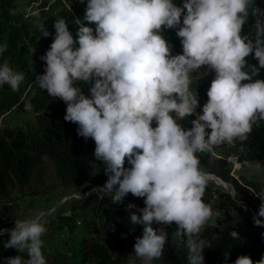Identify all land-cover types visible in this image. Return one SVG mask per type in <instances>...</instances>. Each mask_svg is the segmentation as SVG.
<instances>
[{
  "label": "clouds",
  "instance_id": "1",
  "mask_svg": "<svg viewBox=\"0 0 264 264\" xmlns=\"http://www.w3.org/2000/svg\"><path fill=\"white\" fill-rule=\"evenodd\" d=\"M250 17L254 34L245 32ZM74 23L75 38L66 20L56 19L37 83L67 105L64 119L78 125L77 134L94 141L108 180L92 191L112 194L113 204L128 194L144 198L143 208L127 205L131 224L143 226L134 255L144 264L162 258L169 236L162 226L173 223V242L187 249L188 264H204L199 236L220 212L203 200L206 177L197 154L243 142L264 121V79L258 78L264 69V9L256 0H183L182 6L174 0H87L83 20ZM165 29L177 30L182 54H173ZM6 50L0 46V54ZM253 54L258 66L247 60ZM205 67L215 77L200 114L191 74ZM23 80L7 61L0 64V86L18 91ZM83 85H90V95ZM193 115L186 130L181 121ZM257 195L264 201V192ZM260 217L264 202L253 215L256 226H264ZM45 224L38 214L0 229V235L10 233L5 248L28 256L7 257L6 264H46ZM230 235L240 238L237 231ZM234 264H264V257L254 262L241 255Z\"/></svg>",
  "mask_w": 264,
  "mask_h": 264
},
{
  "label": "trees",
  "instance_id": "2",
  "mask_svg": "<svg viewBox=\"0 0 264 264\" xmlns=\"http://www.w3.org/2000/svg\"><path fill=\"white\" fill-rule=\"evenodd\" d=\"M256 2L261 9H264V0H256ZM61 4V0L54 1L49 11H46L54 18L46 29L52 35L30 37L25 31L27 23L25 14L16 11L14 0H0V46L7 45V50L0 54V64L7 61L15 71L24 75L18 91H13L8 85L0 87V115L13 108L21 98H23L22 107L26 109L25 105L31 104V109L39 113L38 124L28 130H0V203L10 202L14 191L38 195L57 186L89 190L92 185L106 183L108 180L102 162L95 159L94 141L89 138L86 142L77 134L78 125L65 121L67 105L63 102L60 110L50 111L54 98L50 97L46 90L40 89L37 81H33L35 76L43 74L45 62L41 60V56L53 42L56 19L64 18L74 38L76 37L78 25L74 23L75 16ZM72 6L76 4L73 3ZM56 10L59 12L55 17ZM254 24L255 17H250L248 24L245 25V32L254 34L252 28ZM176 31V29L164 30L165 38L173 46V54L182 50L181 39L176 35ZM29 39L30 42L27 43ZM253 57L254 54L247 58L249 64L258 66V61ZM258 78L264 79V69H261ZM82 87L85 94L90 95V85ZM191 88L193 92H197L199 98L200 107L197 108V113L202 114V107L206 101L201 86L192 81ZM195 118L193 115L181 121L182 126L186 130L190 129L191 121ZM207 131L210 133L211 130ZM215 148L220 154L216 159L209 151L197 154L200 168L207 169L226 180H232L237 187L238 198L232 197L228 192L214 191L220 195L223 203L217 206L220 216L216 217V225L205 228L199 236L205 247L204 264H234L241 255H248L254 262L258 261L264 257V228L255 225L253 217L247 215L248 209L247 211L244 209L246 216L242 220L237 221L231 215L232 208L240 206L237 200L241 193L244 192L246 195L249 192L243 191L244 189L239 185L240 180L232 175V165L235 160H238L242 166L264 165V121L253 126V131L247 140L243 142L237 140L233 145L225 144ZM49 164L52 165L54 172L52 182H49ZM125 166L130 167L127 163ZM245 181L259 192H264L260 183ZM211 191L209 182H206L203 196L205 202ZM123 211L120 207L116 209L121 216L125 214ZM120 228L121 225H117L116 231L120 232ZM136 230L142 236L143 226L136 225ZM231 231H237L240 238L233 239L230 235ZM169 237L170 235L166 245L169 244ZM9 239L10 236L0 235V264H6L7 257L23 255L27 259V253L22 254L14 247H4ZM86 240L83 245L85 244L88 250H99V254L101 253L100 255L105 259L110 258L108 251L98 242ZM111 243L115 244V241ZM177 249L179 253L173 263L188 264L187 249L183 245H178ZM226 254H228L227 259ZM105 264H114V261H106Z\"/></svg>",
  "mask_w": 264,
  "mask_h": 264
},
{
  "label": "rangeland",
  "instance_id": "3",
  "mask_svg": "<svg viewBox=\"0 0 264 264\" xmlns=\"http://www.w3.org/2000/svg\"><path fill=\"white\" fill-rule=\"evenodd\" d=\"M54 1L57 0H14L16 11L19 9L25 14L27 22L25 31L27 35L30 37L44 36L43 31L47 29L54 19L52 14L46 13ZM61 2L62 6L74 14L75 20L77 18L83 20L87 0H85V3H81L80 0H61ZM174 2L178 6L183 4V0H174ZM73 3L76 6L73 7ZM29 9L36 14L27 15L26 12ZM58 12L59 10L54 12L55 17ZM85 25L95 28L94 24H88L86 21ZM27 41L29 43L30 39ZM31 47L34 48L32 44ZM181 52L182 50L176 51L177 54ZM38 76L40 75L35 76L33 81H37ZM191 76L192 81L201 86L203 98L207 102V90L215 77L214 71H208L205 67L192 73ZM22 101L23 98L13 108L0 115L1 131L28 130L38 124L39 113L34 109L27 110L22 107ZM62 105V100L59 98L53 99L50 111L60 110ZM153 126H156L154 122ZM209 152L215 159L220 156L217 148H213ZM49 167V182H52L54 180V172L51 164H49ZM201 170L211 172L207 169ZM232 175L240 179L239 185L244 189L243 191H249L246 195L242 192L237 202L239 200L242 203H244V200L247 201L248 204L250 203L254 207L252 208L255 213H258L260 204L264 202L257 195L261 191L259 192L254 187L251 189L252 186L249 189V185L245 180L260 183L264 191V165L242 166L238 160H235L232 165ZM52 176L53 178H50ZM206 182H209L212 190L209 192L210 196L206 198V203L214 211H218V204L223 203L220 195L214 191L229 192L232 197L236 196L238 198L237 187L232 180H226L229 184L227 189L213 181L206 180ZM104 184L92 185L89 190H82L72 186L69 188L57 186L53 190L38 195H28L14 191L10 202L0 203V229L11 230L15 227L16 219L23 220L43 214L46 221V232L41 239L43 240L42 252L45 256L46 264H105L106 261H114V264H144L142 260L134 255V244L140 234L136 230V226L131 224L129 219L130 212L127 210L129 203L137 205L138 208L145 207L144 198H136L132 194H128L123 203L113 204L112 194L99 189L92 191L93 188L102 187ZM252 194L253 196H251ZM65 197L70 198L65 200ZM225 205L227 206L228 204ZM238 205L240 206L232 208L231 211V215L237 221L244 219L246 216L244 207L241 204ZM117 207L124 210L125 214L123 216L116 212ZM131 211L137 212V209L134 208ZM247 215H251V211ZM251 216L253 217V214ZM260 219L264 220V217H260ZM216 223V217H214L205 225L202 231L207 227L216 225ZM117 225H121L120 232L116 231ZM162 227L170 235L169 244L166 245L162 258L154 260L152 264H174V258L179 252L177 249L178 244L173 242L172 236L178 226L173 223L171 226ZM260 228H264V226H260ZM2 236H10V233H5ZM84 240L98 242L101 247L108 251L110 258L105 259L103 255H100L101 253L99 254V250H88L87 246L83 245ZM113 240L115 244L111 243Z\"/></svg>",
  "mask_w": 264,
  "mask_h": 264
},
{
  "label": "built area",
  "instance_id": "4",
  "mask_svg": "<svg viewBox=\"0 0 264 264\" xmlns=\"http://www.w3.org/2000/svg\"><path fill=\"white\" fill-rule=\"evenodd\" d=\"M203 173L205 174V177H206V180H210V181H213V182H215V183H217V184H220V185H222L225 189H227L228 188V183L226 182V180L223 178V177H221V176H219V175H217V174H215V173H212V172H207V171H203ZM240 180V179H239ZM250 187L251 186H249V189H250ZM251 189H253V187H251ZM229 193V192H228ZM232 193V192H231ZM257 193V192H256ZM78 196V195H77ZM251 196H253V194L251 195ZM75 197V196H74ZM68 198H70V197H68ZM67 197H65V200L66 199H68ZM244 203L243 204H245V205H247V209H248V211L250 210L251 211V215L253 214H257V213H255V211H254V207L253 206H251V204L249 203H247V201H243ZM253 207V208H252ZM249 211V212H250Z\"/></svg>",
  "mask_w": 264,
  "mask_h": 264
}]
</instances>
